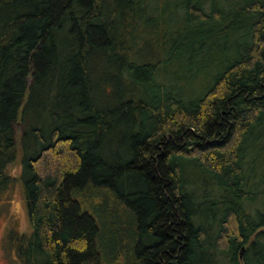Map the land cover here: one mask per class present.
<instances>
[{
    "label": "trees",
    "instance_id": "1",
    "mask_svg": "<svg viewBox=\"0 0 264 264\" xmlns=\"http://www.w3.org/2000/svg\"><path fill=\"white\" fill-rule=\"evenodd\" d=\"M15 184L19 264H264V0H0Z\"/></svg>",
    "mask_w": 264,
    "mask_h": 264
},
{
    "label": "rangeland",
    "instance_id": "2",
    "mask_svg": "<svg viewBox=\"0 0 264 264\" xmlns=\"http://www.w3.org/2000/svg\"><path fill=\"white\" fill-rule=\"evenodd\" d=\"M216 41L219 44V49L214 50L216 53H221L222 47H227V52L232 53V44L239 43L236 37L229 36L228 40L222 35H218ZM226 52V53H227ZM200 83V82H198ZM196 83L190 84L194 87ZM12 173L20 172L18 164L12 165L9 168ZM0 264H19L15 258L13 246L9 242L11 232L21 233L27 229V218L24 208V203L18 184H15L13 190L4 193V198L0 196Z\"/></svg>",
    "mask_w": 264,
    "mask_h": 264
}]
</instances>
